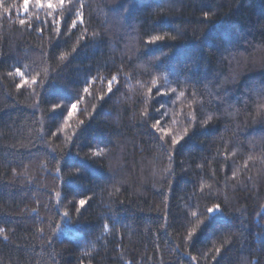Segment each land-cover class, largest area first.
I'll use <instances>...</instances> for the list:
<instances>
[{
  "label": "trees",
  "instance_id": "obj_1",
  "mask_svg": "<svg viewBox=\"0 0 264 264\" xmlns=\"http://www.w3.org/2000/svg\"><path fill=\"white\" fill-rule=\"evenodd\" d=\"M48 2L0 0V264H264V0Z\"/></svg>",
  "mask_w": 264,
  "mask_h": 264
},
{
  "label": "snow or ice",
  "instance_id": "obj_2",
  "mask_svg": "<svg viewBox=\"0 0 264 264\" xmlns=\"http://www.w3.org/2000/svg\"><path fill=\"white\" fill-rule=\"evenodd\" d=\"M59 2H60V5L63 6L64 3H65V0H59ZM36 4H37L38 6H43V5L41 4V0H36ZM47 7H49V8H53V7H54V5L51 3V0H49V2H48V4H47ZM28 9H29V0H23V11H24V12H27ZM5 11L7 12L8 9H5ZM205 16L207 17V13H205ZM19 22H20L21 25L25 24V21H24L23 19H21ZM74 26H75V21H73V27H74ZM161 39H163V37H160V36L153 37V41H158V40H161ZM61 59H63V57H61ZM17 74L20 75V76H23V73H21L19 69H17ZM112 79L115 80L116 77H113ZM25 82H27V81H25ZM33 82H35V78H33ZM17 86H18V87H22L23 85H17ZM85 91H87V89H85ZM108 91H109V92L112 91V89H111V81H109V88H108ZM157 91L159 92V89H158ZM149 92H151V89H149ZM180 95H183V93H180ZM57 107H59V105H54V106H53V110L55 111V109H56ZM71 108H72V109H75V108H76V104H72V105H71ZM71 115H72V112H71V110H70V111H69V116H71ZM210 118H211V117H209V119H210ZM159 124H160V121L157 120V121H156V124L153 125V127L155 128V127H156L157 125H159ZM160 130H161L162 132H164L165 135H171V130H165V129H163V128H161ZM184 135H187V129L184 130ZM181 139H183V136H180L179 138H177L176 136H172V143H173L174 145H175V144H178V143L180 142ZM97 154H98V153H97ZM79 203H80L81 205H84V204H85V201H84V200H81ZM218 209H219V205H217V206L215 207V209H214V208H209V209H208V212H209V213H212V212H214L215 210H218ZM192 215L195 216L196 213L193 212ZM190 235H191V234H190ZM217 251H219V249H218Z\"/></svg>",
  "mask_w": 264,
  "mask_h": 264
}]
</instances>
